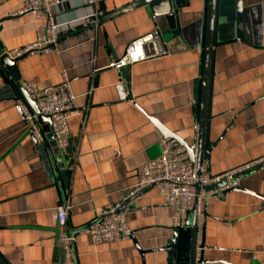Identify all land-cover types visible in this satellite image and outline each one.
Returning <instances> with one entry per match:
<instances>
[{
  "label": "crops",
  "instance_id": "obj_1",
  "mask_svg": "<svg viewBox=\"0 0 264 264\" xmlns=\"http://www.w3.org/2000/svg\"><path fill=\"white\" fill-rule=\"evenodd\" d=\"M134 1L52 0V11L63 26L94 11L101 12V20ZM24 2L0 0L5 52L44 33L43 19L17 14ZM176 4L173 18L139 7L97 26L64 32L54 46L17 61L21 83L34 82L50 92L65 72L77 97L67 122L70 174L63 193L25 129L20 102L3 89L7 81L0 77V264L60 263L56 207L66 204L69 234V227L79 230L97 220L106 205H121L141 168L160 153L163 137L153 122L191 141L203 65V2ZM154 30L166 55L121 71L108 68L130 42ZM211 48L210 140L223 135L210 155L215 177L264 160V0L225 4ZM121 84L123 100L117 90ZM237 185L250 193L234 191L200 203L207 215L204 264H264V165L238 178ZM123 215L139 247L148 251L144 264H169L168 253L160 249L172 238V210L157 188L143 190ZM72 253V264H142L131 239L94 245L77 232Z\"/></svg>",
  "mask_w": 264,
  "mask_h": 264
},
{
  "label": "built area",
  "instance_id": "obj_2",
  "mask_svg": "<svg viewBox=\"0 0 264 264\" xmlns=\"http://www.w3.org/2000/svg\"><path fill=\"white\" fill-rule=\"evenodd\" d=\"M57 3L55 1V4ZM212 3H214V0H212ZM52 6V0H25L23 7L18 10L17 14H31L36 18L43 19L45 30L34 42L22 48L6 52L10 59L42 52L54 46L57 38L64 32L88 25L97 26L102 15L101 12L94 11L74 24L61 26L54 21ZM166 54L167 51L163 47L161 35L157 30H154L130 42L126 46L124 54L111 62L108 68L121 71ZM21 87L30 100L36 101L37 115L50 117V130L53 140L56 146L63 151L68 143L67 122L76 110L77 98L72 91L69 77L65 72H62L61 84L50 92L40 89L36 83L29 81L22 82ZM18 109L26 131H30L37 143H42V134L32 125L37 115L32 114L29 107L21 102ZM30 128L31 130H29ZM69 162L73 164L74 158L72 157ZM252 165L210 178L204 168L198 171L196 164L188 160L185 148L179 142L172 138H164L160 141L159 155L149 160L141 168L137 175V182L129 196L139 190L155 186L164 206L172 210L173 228H183L186 213L194 204V187L197 183L202 188L218 182L223 177L238 174ZM235 185L236 183H230L226 188ZM220 192L221 190L208 193L203 190L199 191L197 196L199 225L202 224L203 220L200 211L201 201L207 197H221ZM118 207L119 204L106 205L100 213V221L81 233L88 235L94 245L113 244L129 240L131 231L127 226L123 213L117 212ZM56 214L58 220L57 248L62 258L58 264H72L74 236L67 233V207L65 202L56 207Z\"/></svg>",
  "mask_w": 264,
  "mask_h": 264
},
{
  "label": "water",
  "instance_id": "obj_3",
  "mask_svg": "<svg viewBox=\"0 0 264 264\" xmlns=\"http://www.w3.org/2000/svg\"><path fill=\"white\" fill-rule=\"evenodd\" d=\"M235 0H202L203 2V23H202V34L201 43L203 46V62H202V75L200 79V94L198 98V108H197V118L194 122V135L190 142L177 136L175 133L167 130L161 126L158 122H153L157 129L162 134L164 138L175 139L179 144L185 148L186 156L189 161L196 164L197 170L204 168L206 174L212 178L210 172V155L212 150L217 145L221 137H219L214 142L210 140V93L213 80V62H214V52L211 46L217 41V31L220 22V13L225 4H230ZM177 0H137L134 1L114 12L105 15L101 18L100 22L103 23L109 19L115 18L133 9L148 6L153 15H169L173 18V12L177 8ZM212 23V26H211ZM90 25L89 27H92ZM162 49V48H160ZM26 56V55H24ZM22 56V57H24ZM20 57V58H22ZM20 58L10 59L2 46L0 45V77H3L7 84L4 86V90L10 91V96L17 98L19 102L26 104L31 113L34 115L38 114L36 108V101L30 100L26 92L21 87L20 78L17 73L16 63ZM97 76V74H95ZM96 83V79L94 80ZM119 94V99H125L123 84L117 89ZM32 125L36 128L43 136L42 143H37L33 138L30 131L27 133L36 142L39 152L42 154V159L44 161V166L48 170L49 176L54 178H59L58 185L61 192L67 189V184L69 180L70 172L66 168V155L71 153V143L68 141L66 148L61 151L53 140L51 134V121L48 116L37 115L36 119L33 120ZM31 130V128L29 129ZM264 165V160L262 162H257V164L241 171L238 174L223 177L218 182L204 186L200 188L199 184L195 185V198L193 207L186 213L183 228H174L172 233V238L168 244L160 249L168 253L169 264H204L203 251L206 249L204 244V223L199 225L198 223V194L200 190L204 192L220 191L223 196L229 192H248L247 190L239 187L237 185L238 178L246 175L255 169ZM230 183H236L235 186L226 188ZM142 189L137 191L132 196H129L121 205H119L117 212L123 213L127 205L133 201L140 193ZM264 199V198H262ZM203 220L207 215L204 210L201 212ZM100 218L94 222L80 228L79 230H74L69 227V235L74 236L77 232H82L91 226L97 224ZM130 239L133 241L135 248L138 250L141 258L142 264H144V255L148 251H143L137 244L134 234L131 232ZM154 251V250H152Z\"/></svg>",
  "mask_w": 264,
  "mask_h": 264
}]
</instances>
